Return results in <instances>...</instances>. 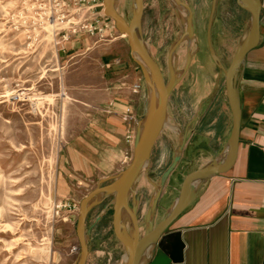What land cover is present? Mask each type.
<instances>
[{"label": "rangeland", "instance_id": "374dc122", "mask_svg": "<svg viewBox=\"0 0 264 264\" xmlns=\"http://www.w3.org/2000/svg\"><path fill=\"white\" fill-rule=\"evenodd\" d=\"M179 1L144 0L139 28L166 82L171 73L176 80L165 125L129 195L140 235L148 231L146 213L173 155L179 154L180 161L166 181L153 225L171 207L188 173L224 156L231 132L224 74L212 60L207 43L212 0ZM181 3L192 11L191 34L186 32L188 12ZM114 5L129 22L134 0H114ZM48 8V0H0V264H77L80 202L97 186L113 181L80 179L67 162L75 106L67 80L75 81L78 74L68 47L81 36L92 37L80 32L64 42L62 36L70 23L90 14L82 9L70 23L65 19L54 26L40 17ZM103 9L98 13L105 15ZM106 22L111 25L107 38H92L94 44L121 37L113 20L107 17ZM249 24L250 15L235 0H217L211 42L225 68ZM182 35L185 38L179 42ZM185 131L186 142L180 150ZM113 203V192L98 194L92 201L86 219V264H125L127 250L113 231ZM68 204L78 212L64 207ZM122 222L132 233L127 213Z\"/></svg>", "mask_w": 264, "mask_h": 264}, {"label": "crops", "instance_id": "0c3cea01", "mask_svg": "<svg viewBox=\"0 0 264 264\" xmlns=\"http://www.w3.org/2000/svg\"><path fill=\"white\" fill-rule=\"evenodd\" d=\"M260 2V40L239 73L241 123L236 159L225 173L196 183L194 201L167 229L166 238L180 233L184 246L183 261L177 264H264V0ZM68 50L78 74L75 81L67 80L75 105L67 162L80 179L114 180L133 155L151 87L122 37L98 45L81 36ZM135 85H139L137 91ZM162 199L163 193L159 204Z\"/></svg>", "mask_w": 264, "mask_h": 264}, {"label": "water", "instance_id": "95a60500", "mask_svg": "<svg viewBox=\"0 0 264 264\" xmlns=\"http://www.w3.org/2000/svg\"><path fill=\"white\" fill-rule=\"evenodd\" d=\"M180 3L179 0H176ZM237 5L250 15V24L242 43L237 47L236 52L228 68H225L220 61L211 42V28L216 10L217 0H212L211 12L207 28V43L210 56L224 74L225 94L232 116L231 132L228 144L224 150L225 157L222 161H213L205 167L188 173L180 186L178 197L171 210L156 225L152 223V217L158 208L166 181L177 167L180 155L174 154L170 165L163 172L157 191L152 203L146 213V222L149 225L148 231L140 235L137 213L134 207L129 205V195L133 184L141 171L148 165L154 145L165 125L170 94L176 83L175 76L171 73L168 82L164 79L157 61L152 57L139 35V28L144 14V0H134V11L129 22H127L116 10L114 0H103L104 14L113 20L115 27L120 34H126V39L133 54V60L139 67L144 80L151 87L150 105L146 117L138 129L135 137L133 155L130 164L116 176V178L105 186H97L80 202V213L76 225V234L80 246V257L77 264H86L88 257V245L86 242V219L92 208V201L98 194L113 192V218L112 225L116 238L128 251V258L125 264H145L143 257L152 249L153 255L146 264H177L183 261L184 246L180 233L171 238H166V231L173 221L194 201L195 185L198 181L212 175L222 174L228 171L233 165L238 152L240 142L241 105L239 97V73L247 54L253 50L260 40V0H236ZM182 6L188 12L186 32L191 34L192 11L184 3ZM185 38L182 35L181 42ZM187 137L185 131L180 150L183 148ZM126 212L132 224V233L125 230L122 222V214Z\"/></svg>", "mask_w": 264, "mask_h": 264}, {"label": "built area", "instance_id": "2783aa9c", "mask_svg": "<svg viewBox=\"0 0 264 264\" xmlns=\"http://www.w3.org/2000/svg\"><path fill=\"white\" fill-rule=\"evenodd\" d=\"M48 10L40 13V17L45 21L54 24L69 19V23L75 17H79L82 9H86L90 14V18L78 20L77 23H70V28L65 35L62 36V41H69L74 35L84 33L98 41H105L108 31L111 30V25L106 22L107 17L98 13V9L103 7L102 0H48ZM94 12V13H93ZM103 12V11H102ZM61 40H57L56 45L60 44ZM135 90L139 89V85H135ZM70 212H78V208L73 205H64Z\"/></svg>", "mask_w": 264, "mask_h": 264}, {"label": "bare ground", "instance_id": "6f19581e", "mask_svg": "<svg viewBox=\"0 0 264 264\" xmlns=\"http://www.w3.org/2000/svg\"><path fill=\"white\" fill-rule=\"evenodd\" d=\"M175 1H176V0H172V2H175ZM178 6H180V5H178ZM175 7H176V6H175ZM176 8H177V7H176ZM179 8H181V7H179ZM183 9H184V8H183ZM178 10H179V9H178ZM181 11H182V10H181ZM103 12H104V9H103ZM123 36H124L125 38L127 37L126 34H121V37H123ZM187 45H188V44H187ZM179 46H180V45H179ZM175 129H176V128H175ZM146 166H147V165H145L142 169H144ZM142 169H141V170H142ZM79 213H80V212H79ZM124 213H126V212H124ZM124 213L122 214V218H123ZM127 215H128V214H127ZM125 217H126V216H125ZM79 250H80V246H79ZM127 253H128V251L126 252V254H125V256H124V259H123L124 263H126V260H127V258H128V254H127Z\"/></svg>", "mask_w": 264, "mask_h": 264}]
</instances>
